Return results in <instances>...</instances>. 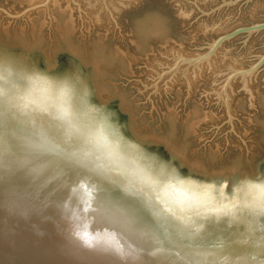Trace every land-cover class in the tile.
Wrapping results in <instances>:
<instances>
[{"label":"rangeland","instance_id":"obj_1","mask_svg":"<svg viewBox=\"0 0 264 264\" xmlns=\"http://www.w3.org/2000/svg\"><path fill=\"white\" fill-rule=\"evenodd\" d=\"M89 1L67 0L68 4L64 3L66 0L60 1L64 4L62 8L70 6L67 11L64 9L65 19L72 17L74 25L71 34H63L57 30L50 4L49 10L43 6L44 0L34 4L0 0V54L16 55L23 62L34 61L44 74L59 76L70 72L71 76L84 79L90 86L91 104L111 115L127 139L173 164L181 176L204 182L223 180L226 187H231L233 181L260 182L264 178V65L253 75L232 81L228 88L230 112L225 97L220 94L233 68L248 69L264 54V30L241 34L225 42L209 63L198 67L182 64L178 71L169 70L177 57L204 54L219 36L264 21V0ZM195 121L197 124L193 126ZM36 157L30 162L31 168L27 166L30 171L33 169L31 173L25 167H19L21 171H18L12 160L3 162L0 157V192L4 193V197L0 193V207L9 220L27 219L40 212L41 205L45 208L55 202V198L70 207L78 200L81 203L73 207L85 210L80 211L82 214L101 218L106 215L108 221L116 224L124 219L119 226L128 228L129 236L137 237L133 239L138 242L149 239L145 244L149 249L156 248L157 252L155 248L150 251L157 254L153 256L159 259L158 264H264V255L248 252L243 256L242 250H226L230 255L211 253L212 236L196 239L188 249L173 246L130 200L133 206L130 212L110 207L109 212L101 214L93 201L95 193L90 192L91 184L81 187L84 182L79 178V170L67 169L55 155ZM2 162L6 166L10 164L13 170H7ZM59 195L62 200H58ZM66 198L72 204L65 203ZM12 205L19 209L13 211ZM116 214L123 217L119 220ZM146 228L149 230L141 237ZM21 231L23 235L30 232L29 228ZM149 232H155L151 234L155 237L150 236L152 240L146 235ZM154 238L160 241L154 242ZM39 241L27 247L34 248Z\"/></svg>","mask_w":264,"mask_h":264},{"label":"bare ground","instance_id":"obj_2","mask_svg":"<svg viewBox=\"0 0 264 264\" xmlns=\"http://www.w3.org/2000/svg\"><path fill=\"white\" fill-rule=\"evenodd\" d=\"M34 1L37 2V0H20L22 3L29 4H34ZM60 1L51 0V14L54 16L53 19L55 18L57 30L63 34H71L74 26L73 20L70 12L69 17L71 18L68 20L65 15V10L70 9V6L68 5V9L62 8L64 4L62 5ZM64 3L68 4L67 0ZM19 60L16 58L14 61ZM25 64L26 61L22 63V65ZM85 82L81 78L72 80L61 73L59 76L44 74L35 66L16 67L0 59V157L2 161L12 160L18 170L19 167L28 168L30 162L37 158L36 156L46 154L52 157L55 155L60 159L64 153L71 151L84 158L89 167L101 170L108 182L125 189L128 193V200L154 222L158 231L171 245L188 249L193 246L196 239L212 236L209 242L211 253L230 255L232 253L225 251L242 250L243 256L249 253L264 255V178L258 183L233 181L231 187H226L223 180L204 182L181 176L173 164L137 146L127 139L114 123L94 113V108L88 105V100L82 95L83 91L85 92L83 87L87 85ZM5 119H7V138L5 137ZM195 124H197L196 121L193 122V126ZM3 162L7 170H13L10 164L6 166ZM28 170L25 169V172ZM31 171L29 170V173ZM19 180L22 181L21 178ZM19 180H16L17 183ZM28 180L24 179L29 183L30 180ZM34 185H30L32 190ZM53 186L56 187L57 184ZM58 198L62 200L61 196ZM56 199L52 204L48 203L49 205L45 208L41 205L40 212L24 220H9L8 215L0 207V264L159 263V259L153 256L155 252L150 251H154L155 247L152 248L150 245L149 249V245L145 244L149 239L145 240V243L141 242L144 238L139 239L138 242L136 241L138 239L134 240L137 237L133 239L129 236L128 228L127 231L124 225L119 226L124 219L117 220L119 224H116L117 222L108 221L109 219L105 218L106 215L102 219L98 215L80 213L83 209L77 210L73 207L77 202L81 203L78 200L75 203L73 199L74 204H72L66 198L65 203H71V208L66 204L62 205ZM83 199L81 201H86ZM12 207L13 205L10 208ZM15 208L13 207V211ZM95 209L94 211L97 210ZM108 215V218L112 217ZM119 216L120 220L123 216L121 215V218ZM113 220H115L114 217ZM134 226L132 229L135 230ZM22 228H29L30 232L23 235ZM147 228L142 230V236L139 233L141 230L136 229L139 230V238L144 236ZM138 234L132 233L136 236ZM149 234L146 235L151 238L150 236L153 235ZM34 238L36 240H33ZM154 239V242L160 241V239ZM37 240L40 241L34 248L27 247L29 244L31 247L34 246ZM153 241H151L152 244ZM155 251L157 252L156 248ZM160 252L158 250L159 254ZM11 253H16V257H12Z\"/></svg>","mask_w":264,"mask_h":264},{"label":"water","instance_id":"obj_3","mask_svg":"<svg viewBox=\"0 0 264 264\" xmlns=\"http://www.w3.org/2000/svg\"><path fill=\"white\" fill-rule=\"evenodd\" d=\"M50 2H51V0H44V3H43V6L48 8V10H49ZM263 30H264V21L236 28L235 30L228 32V33H225V34L219 36L216 40H214L210 44L208 50L204 54H199L196 56H183L182 55V56L177 57L175 60L174 66L170 68L169 72L178 71L182 64H187L189 67H191V66L198 67L200 64H203L205 62L209 63V62H211V59L215 55H217L219 48L222 47L225 42L230 41L233 38H235L241 34H253L256 32L263 31ZM17 57L18 56H16V55L0 54V59L2 61H6L9 64L12 63V65H14L16 67L17 66H35L36 67V65L33 63L34 61H28V62H26L25 65H22L23 61H21V60L14 61ZM263 65H264V54L259 56L257 59V62L248 69H234L233 68L231 70V72L229 73V75L227 76V78L224 81V84L222 86V91L220 94V95H223L225 97V104H226L228 112H230V103H229L230 95L228 93V88L231 86L232 81L234 79H236L237 77L246 78L247 76L253 75ZM65 75H67V77H69L72 80H75L77 78V77L75 78V77L71 76L70 72L66 73ZM79 78H81V77H78V79ZM81 80H84V79L81 78ZM85 83L87 85H84L83 88H84L85 92L83 91L82 95L84 96V98H86L88 100V105L90 107L94 108L93 112L96 113L99 117L102 116L104 118H107L110 122L115 124L114 118L111 115H108L107 113H104L103 111L96 109L91 104V101L89 99V95L91 94L90 86H89L88 82H85ZM118 130L122 131L121 128L120 129L118 128ZM124 136H126V135H124ZM16 255H17L16 253H13L11 256L16 257ZM11 259L13 261V258H11ZM6 264H9V263H6ZM14 264H16V263H14Z\"/></svg>","mask_w":264,"mask_h":264},{"label":"snow or ice","instance_id":"obj_4","mask_svg":"<svg viewBox=\"0 0 264 264\" xmlns=\"http://www.w3.org/2000/svg\"><path fill=\"white\" fill-rule=\"evenodd\" d=\"M5 137L7 138V119H5ZM60 162L69 170H79V177L84 183L91 184L90 192L95 193L94 199L100 212L107 211L110 207H119L124 212L133 210L129 204L128 193L125 189L108 182L105 174L96 168L89 167L84 158L68 151L64 153Z\"/></svg>","mask_w":264,"mask_h":264}]
</instances>
